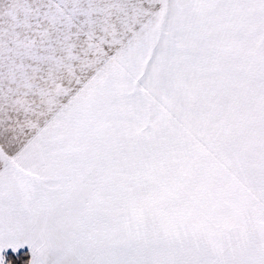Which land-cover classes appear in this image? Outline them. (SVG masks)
Listing matches in <instances>:
<instances>
[{
	"label": "snow or ice",
	"instance_id": "obj_1",
	"mask_svg": "<svg viewBox=\"0 0 264 264\" xmlns=\"http://www.w3.org/2000/svg\"><path fill=\"white\" fill-rule=\"evenodd\" d=\"M0 264H264V0H0Z\"/></svg>",
	"mask_w": 264,
	"mask_h": 264
}]
</instances>
